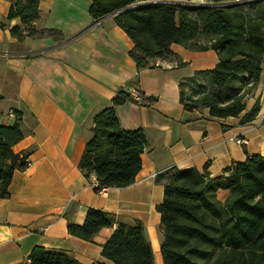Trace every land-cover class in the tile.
Segmentation results:
<instances>
[{
	"label": "crops",
	"instance_id": "crops-1",
	"mask_svg": "<svg viewBox=\"0 0 264 264\" xmlns=\"http://www.w3.org/2000/svg\"><path fill=\"white\" fill-rule=\"evenodd\" d=\"M10 2L0 0V20ZM90 0H39L36 29H56L62 39L31 37L17 42L0 29V122L20 111L22 138L12 146L32 165L15 170L8 194L0 197V264H24L36 245L69 254L84 264L110 263L102 245L119 222L141 221L153 253L163 264V230L156 206L163 198L158 175L171 167H206L220 176L234 161L264 156V59L256 86L244 98L238 116L211 117L208 108L186 109L180 91L191 93L190 79L218 61L214 49L193 50L172 43L171 53L138 68L129 54L133 43L113 16L94 20ZM206 83L207 75L195 77ZM183 85V87H182ZM118 90L137 91L150 105L126 100L116 105L120 126L141 128L146 147L134 182L96 192L78 167L91 135L92 116L110 105ZM258 101L255 118H240ZM10 112V114H9ZM245 139L239 143L237 139ZM227 189H218L224 200ZM89 207L112 212L115 221L91 240L72 235L67 225L82 224Z\"/></svg>",
	"mask_w": 264,
	"mask_h": 264
},
{
	"label": "trees",
	"instance_id": "trees-1",
	"mask_svg": "<svg viewBox=\"0 0 264 264\" xmlns=\"http://www.w3.org/2000/svg\"><path fill=\"white\" fill-rule=\"evenodd\" d=\"M10 2L0 29L12 18L20 24L9 28L17 42L26 38L62 39L56 29H36L39 0ZM160 0H90L88 13L97 20L109 13L133 43L129 54L138 68L154 65L171 53L177 43L193 50L214 49L218 61L208 71H197L190 79L191 93L180 91L186 109L208 108L211 117L238 116L245 109L244 98L258 83L264 59V0H200L190 2ZM252 3V4H251ZM207 75L206 89L196 88L195 77ZM200 83V82H198ZM183 87V85H182ZM132 100L150 105L153 100L118 90L110 105L92 116L91 135L85 143L78 167L87 178L94 177L96 192L123 188L134 182L141 168V153L147 141L141 128L120 126L116 105ZM259 103L240 118L253 120ZM11 123L0 122V197L8 194L15 170L25 169L24 153L12 146L22 136L20 111L13 110ZM163 182V198L156 206L160 213L163 264H264V156L253 154L234 161L220 176L211 177L195 167H171L158 175ZM227 189L222 201L218 189ZM115 221L112 212L89 207L82 224L67 225L70 234L85 240ZM108 264H154L153 253L141 221L119 222L102 245ZM24 264H84L61 251L36 245ZM91 264H107L93 262Z\"/></svg>",
	"mask_w": 264,
	"mask_h": 264
},
{
	"label": "built area",
	"instance_id": "built-area-1",
	"mask_svg": "<svg viewBox=\"0 0 264 264\" xmlns=\"http://www.w3.org/2000/svg\"><path fill=\"white\" fill-rule=\"evenodd\" d=\"M204 84L205 83H197L196 84V88H199L200 90L206 89V85H204ZM130 95L136 101L141 98L140 94L137 91H135V90L134 91H131ZM10 112L12 113L11 115H13V111H10ZM10 112H9V114H10ZM237 142H239V143H246V140L240 138V139H237ZM31 165H32V162L29 159L25 158V168H28ZM89 183H90V185L92 187H95V186L98 185V181L94 177H91L89 179ZM102 191H104V188H102V189L99 190V192H102Z\"/></svg>",
	"mask_w": 264,
	"mask_h": 264
},
{
	"label": "water",
	"instance_id": "water-1",
	"mask_svg": "<svg viewBox=\"0 0 264 264\" xmlns=\"http://www.w3.org/2000/svg\"><path fill=\"white\" fill-rule=\"evenodd\" d=\"M157 1H160V0L146 1V2H141V3H139V4H143V3H153V2H157ZM136 5H137V4H136ZM136 5H132V6H129V7H125V8H123V9H121V10H118V11H115V12H112V13H109V14L106 15V16H107V17H109V16H114V15L117 14L118 12H120V11H122V10H125V9H128V8H131V7L136 6Z\"/></svg>",
	"mask_w": 264,
	"mask_h": 264
},
{
	"label": "rangeland",
	"instance_id": "rangeland-1",
	"mask_svg": "<svg viewBox=\"0 0 264 264\" xmlns=\"http://www.w3.org/2000/svg\"><path fill=\"white\" fill-rule=\"evenodd\" d=\"M144 1H154V0H144ZM179 1H182L184 3L185 2H190V3H187V5H191V6H195L196 3L200 2V0H179ZM171 2L176 3L177 0H172Z\"/></svg>",
	"mask_w": 264,
	"mask_h": 264
}]
</instances>
